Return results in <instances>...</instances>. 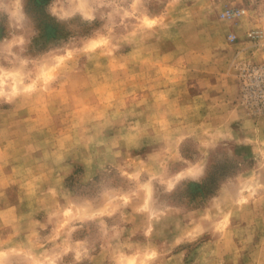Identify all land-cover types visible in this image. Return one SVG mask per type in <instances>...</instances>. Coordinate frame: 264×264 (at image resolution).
Segmentation results:
<instances>
[{
  "label": "rangeland",
  "instance_id": "obj_1",
  "mask_svg": "<svg viewBox=\"0 0 264 264\" xmlns=\"http://www.w3.org/2000/svg\"><path fill=\"white\" fill-rule=\"evenodd\" d=\"M250 66L264 0H0V264H264Z\"/></svg>",
  "mask_w": 264,
  "mask_h": 264
},
{
  "label": "built area",
  "instance_id": "obj_2",
  "mask_svg": "<svg viewBox=\"0 0 264 264\" xmlns=\"http://www.w3.org/2000/svg\"><path fill=\"white\" fill-rule=\"evenodd\" d=\"M244 13L243 9L228 8L221 13L224 18H235ZM250 37H254L249 34ZM235 35L229 34L228 40L234 41ZM242 92L245 101L250 105H255L259 108H264V67L263 66H250L242 74Z\"/></svg>",
  "mask_w": 264,
  "mask_h": 264
}]
</instances>
